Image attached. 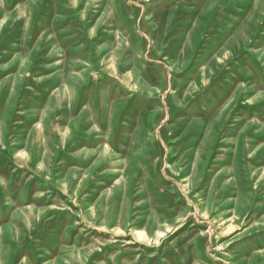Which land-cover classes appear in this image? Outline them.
I'll return each instance as SVG.
<instances>
[{"label": "rangeland", "instance_id": "374dc122", "mask_svg": "<svg viewBox=\"0 0 264 264\" xmlns=\"http://www.w3.org/2000/svg\"><path fill=\"white\" fill-rule=\"evenodd\" d=\"M0 264H264V0H0Z\"/></svg>", "mask_w": 264, "mask_h": 264}]
</instances>
